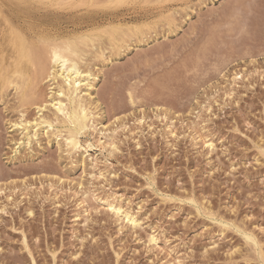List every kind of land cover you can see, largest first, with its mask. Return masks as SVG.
I'll list each match as a JSON object with an SVG mask.
<instances>
[{
	"label": "rangeland",
	"instance_id": "obj_1",
	"mask_svg": "<svg viewBox=\"0 0 264 264\" xmlns=\"http://www.w3.org/2000/svg\"><path fill=\"white\" fill-rule=\"evenodd\" d=\"M9 32L38 47L94 32V125L126 129L82 162L58 134L15 128L41 113L0 93V264H264V0H0L10 55Z\"/></svg>",
	"mask_w": 264,
	"mask_h": 264
},
{
	"label": "bare ground",
	"instance_id": "obj_2",
	"mask_svg": "<svg viewBox=\"0 0 264 264\" xmlns=\"http://www.w3.org/2000/svg\"><path fill=\"white\" fill-rule=\"evenodd\" d=\"M240 3L242 2L240 1ZM120 26H125V25H122L121 23ZM127 30L131 31L130 29H127ZM213 31L215 30L213 29ZM94 32H91L90 34ZM9 33H10L9 38H7L6 41L4 42L8 43L11 48H12V45H15L16 47L13 49L15 50L13 51V54L10 49L8 48L6 49V51L11 52L9 55V54L4 53V50L1 49L2 46L0 45V93L3 91L12 90L16 94L19 107L23 108L26 105H31L37 110V113H41L38 119L36 118L37 120L35 122H32L33 120L29 121V120L23 119L13 124V126L21 130V133H24L26 135H28L31 129V131L34 132L33 137H36V135L38 134V130L40 129L46 130L45 132L46 135L49 134V131H52L53 134H58L56 136L61 137L60 140L63 141L65 152H67L69 155L80 153L82 156V162H85V160L88 159V157H91V161L94 162L99 157V155H102L105 151L110 154L116 152L117 144H118L117 139H116V134H118L117 132L119 129H121L123 132L126 129V126L123 125L124 123H120L119 126L116 125L117 127L115 126V128H112V129L109 126H108L109 128L106 127L103 130H99L96 128V126L94 125V113H93L94 109L91 107V104H92L93 89L95 86V80L97 79V75L93 74L88 67L86 68L84 67L85 68L84 69L81 66V63L84 59L83 55L88 52L86 51V49H90V50L95 49L93 48L95 47L94 46L95 44H93V42L91 41V37L93 40L95 38L98 39L97 38L98 36L94 34H92L93 36H91L88 33V34H84L83 36L79 38L71 37L69 39L67 38L64 41H62L61 39L58 40V42L57 40H50L49 42L42 43V44H45L47 47L41 44H39L41 46L38 47V45L28 42L23 36L14 34L12 32H9ZM119 37H117V39ZM114 38H116V36L111 37V40L112 39L114 40ZM121 38L123 37L121 36ZM90 42L93 45L91 44V46L89 47L88 45L90 44ZM209 42L210 41H208V43ZM118 43L120 44L121 42L118 41ZM120 46L121 45H119L118 47L116 46V48H119ZM210 47L212 46L210 45ZM110 48L112 49V51L116 50L115 46H110ZM102 53L103 51L99 54H101L102 56L103 55ZM262 76L263 75H261V77ZM235 79L236 78H233V82L236 81ZM42 85L47 86V92H43L41 94L40 89L42 88L41 87ZM230 93L228 94L227 92H225L224 94H226V97L228 98L231 95ZM205 109H206L205 112L207 111L209 112L210 106L207 105ZM23 111H24V108H23ZM23 111H21L22 113L20 115V118L24 117L25 111L24 112ZM44 112H48V114H44ZM159 115H160V121H162V123L165 124V128L167 129L166 131L167 136L170 135L173 137H179L175 135L174 132L176 131L175 130L176 128L173 127L174 123H172L170 118H168L167 113L163 112ZM155 116H157V114ZM144 122L140 119L138 120L137 124L141 125ZM113 125L114 124H112V127ZM138 125L135 128H137ZM194 125L193 124L192 126L186 125L187 130H189V133L187 132L189 135L188 134L187 135L190 137L191 139L190 141H192V144L196 145L197 142H200L202 146L204 148L209 149V151L214 150L213 149L214 145L211 141L206 140L205 137L201 139L200 138L201 134L197 135V133L194 131L195 129ZM146 126H147V129L150 130L153 124L150 123ZM59 127H61L62 129L61 131L58 130ZM63 131L65 133L64 135H61ZM139 131H140V128L138 132ZM81 137H85V139H81ZM21 144L22 143L20 142L16 143V145H18L17 148H19ZM17 148L15 149V152ZM92 162H89V163H92ZM12 191L13 190L10 191L11 193L8 195V197L13 196ZM1 193H2V189L0 188V195ZM79 204H82V202H80ZM108 207L110 211L113 212V214H115L116 216L120 218L122 217V219L126 220V222L129 223L132 228H135V227L137 228L139 226V224L137 223L138 221L129 213L122 211L119 207H116L114 205H109ZM247 240L251 241V239H247ZM149 241L153 242L154 237L151 236L149 238Z\"/></svg>",
	"mask_w": 264,
	"mask_h": 264
}]
</instances>
